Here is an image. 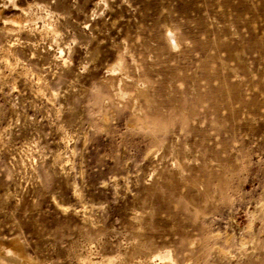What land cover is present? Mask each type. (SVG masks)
<instances>
[{
  "label": "rangeland",
  "instance_id": "obj_1",
  "mask_svg": "<svg viewBox=\"0 0 264 264\" xmlns=\"http://www.w3.org/2000/svg\"><path fill=\"white\" fill-rule=\"evenodd\" d=\"M0 248L264 264V0H0Z\"/></svg>",
  "mask_w": 264,
  "mask_h": 264
},
{
  "label": "bare ground",
  "instance_id": "obj_2",
  "mask_svg": "<svg viewBox=\"0 0 264 264\" xmlns=\"http://www.w3.org/2000/svg\"><path fill=\"white\" fill-rule=\"evenodd\" d=\"M3 257L9 264H20V259L14 253L0 248V258Z\"/></svg>",
  "mask_w": 264,
  "mask_h": 264
}]
</instances>
